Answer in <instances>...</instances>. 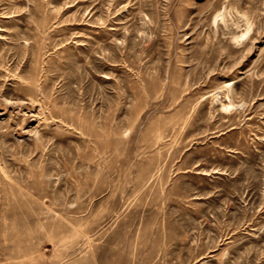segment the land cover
Wrapping results in <instances>:
<instances>
[{
	"label": "rangeland",
	"instance_id": "374dc122",
	"mask_svg": "<svg viewBox=\"0 0 264 264\" xmlns=\"http://www.w3.org/2000/svg\"><path fill=\"white\" fill-rule=\"evenodd\" d=\"M0 264H264V0H0Z\"/></svg>",
	"mask_w": 264,
	"mask_h": 264
},
{
	"label": "bare ground",
	"instance_id": "6f19581e",
	"mask_svg": "<svg viewBox=\"0 0 264 264\" xmlns=\"http://www.w3.org/2000/svg\"><path fill=\"white\" fill-rule=\"evenodd\" d=\"M214 20H215V19H214ZM245 33H246V32L241 33V34H240V37L243 38V37L245 36ZM217 97H218V96H217Z\"/></svg>",
	"mask_w": 264,
	"mask_h": 264
}]
</instances>
